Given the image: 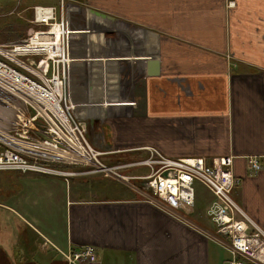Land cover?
Listing matches in <instances>:
<instances>
[{
  "label": "crops",
  "instance_id": "obj_1",
  "mask_svg": "<svg viewBox=\"0 0 264 264\" xmlns=\"http://www.w3.org/2000/svg\"><path fill=\"white\" fill-rule=\"evenodd\" d=\"M63 3L69 89L102 159L139 160L148 147L171 158L231 154L241 178L233 196L264 227V0ZM76 76L89 79L77 98ZM65 169L74 174L30 192L23 186L0 204V264H68L54 245H92L98 264H228L229 251L213 237L208 189L180 210L183 221L130 181ZM123 171L144 176L150 168Z\"/></svg>",
  "mask_w": 264,
  "mask_h": 264
},
{
  "label": "built area",
  "instance_id": "obj_2",
  "mask_svg": "<svg viewBox=\"0 0 264 264\" xmlns=\"http://www.w3.org/2000/svg\"><path fill=\"white\" fill-rule=\"evenodd\" d=\"M60 6L59 18L55 6L38 8L43 17L40 15L37 23L46 24L47 29L0 45L5 55L0 66H6L0 67V85L19 97L15 104L4 101L0 106V171L70 176L74 172L66 166H81L86 173L130 181L145 201L183 221L190 220L180 210L195 207L196 185L201 184L213 195L207 214L216 226L213 237L230 253L227 263L264 264V227L233 196L241 183L234 174L233 155L215 156L210 161L204 157L171 158L148 147V155L139 160L111 165L102 159L88 139V122L72 100V58L63 0ZM53 23L63 30L56 45L59 53L50 42L33 43L43 39ZM249 163L254 172L261 168L256 157ZM131 166H147L150 173L128 177L122 170ZM54 247L68 264H98L92 245L67 250Z\"/></svg>",
  "mask_w": 264,
  "mask_h": 264
},
{
  "label": "rangeland",
  "instance_id": "obj_3",
  "mask_svg": "<svg viewBox=\"0 0 264 264\" xmlns=\"http://www.w3.org/2000/svg\"><path fill=\"white\" fill-rule=\"evenodd\" d=\"M58 2V0H0V45L20 41L29 37L33 32L37 30L47 29L46 24L38 25L35 14L36 8L41 6L43 7L55 5L59 9ZM45 38H43V40H45ZM67 42L69 44L68 39ZM76 79L77 80H74L75 84L73 88V97L75 98L82 95L80 91L81 89H79L78 86H81L82 88L84 86H88L89 80L87 76L85 78L76 76ZM89 141L94 147H96L90 139ZM131 160H136V158H133L129 155V157L127 158L113 159V161ZM123 173L125 172L123 171ZM57 178L59 177L39 173L0 171V204L3 202L12 203V197L15 195L16 191H18L20 188H23V186L25 188V191L30 192L32 188H35L34 186H38L41 184L45 185L46 183L54 182L57 180ZM204 188L205 187L200 184L196 185L198 196L207 193ZM199 203L200 201L198 202V204ZM202 208L203 205H201L200 203V207L198 209L200 210ZM2 210L3 207L0 206V214Z\"/></svg>",
  "mask_w": 264,
  "mask_h": 264
},
{
  "label": "bare ground",
  "instance_id": "obj_4",
  "mask_svg": "<svg viewBox=\"0 0 264 264\" xmlns=\"http://www.w3.org/2000/svg\"><path fill=\"white\" fill-rule=\"evenodd\" d=\"M38 8H40V7H37L36 12H35L36 19L42 14V12L40 10H38ZM42 17L43 16L41 15V18ZM51 25L52 26L47 33H45L43 36L39 35L42 38H45L47 36L45 38V40L39 38V39H36L33 43H36L35 45H39L40 42H42V43L50 42L53 45V51L59 53L58 51H56V45H58L57 43L59 42V40L62 39L63 30L61 28H59V26L57 24L53 23ZM4 58H5V55L0 51V59H4ZM0 67H3L4 69L6 68L5 65L4 66L1 65ZM17 98H19V97L15 93L10 92L8 89L2 88L0 85V106L5 104L4 101H8V103L15 104L14 101L17 102L18 101Z\"/></svg>",
  "mask_w": 264,
  "mask_h": 264
},
{
  "label": "trees",
  "instance_id": "obj_5",
  "mask_svg": "<svg viewBox=\"0 0 264 264\" xmlns=\"http://www.w3.org/2000/svg\"><path fill=\"white\" fill-rule=\"evenodd\" d=\"M2 172H12V171H2Z\"/></svg>",
  "mask_w": 264,
  "mask_h": 264
}]
</instances>
